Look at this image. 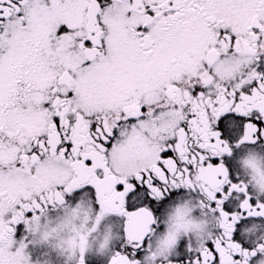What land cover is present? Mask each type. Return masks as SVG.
<instances>
[{
	"label": "snow or ice",
	"instance_id": "6c2138e0",
	"mask_svg": "<svg viewBox=\"0 0 264 264\" xmlns=\"http://www.w3.org/2000/svg\"><path fill=\"white\" fill-rule=\"evenodd\" d=\"M54 258L264 264V0H0V264Z\"/></svg>",
	"mask_w": 264,
	"mask_h": 264
},
{
	"label": "flooded vegetation",
	"instance_id": "af4514ba",
	"mask_svg": "<svg viewBox=\"0 0 264 264\" xmlns=\"http://www.w3.org/2000/svg\"><path fill=\"white\" fill-rule=\"evenodd\" d=\"M105 227H109V228H112V229L114 230V229H115V222H113V221H108V222L106 223ZM94 247H95V246H94ZM45 251H46V249H45ZM37 254H39V255L41 256V260L48 258V257H45V256L43 255V253H41V252H38ZM54 260H55V264H61L59 258H54Z\"/></svg>",
	"mask_w": 264,
	"mask_h": 264
}]
</instances>
